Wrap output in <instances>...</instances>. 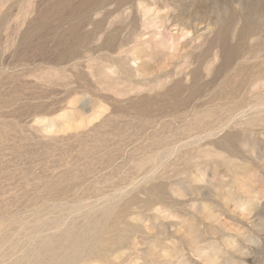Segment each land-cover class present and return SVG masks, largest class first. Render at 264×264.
Returning a JSON list of instances; mask_svg holds the SVG:
<instances>
[{
	"label": "rangeland",
	"instance_id": "obj_1",
	"mask_svg": "<svg viewBox=\"0 0 264 264\" xmlns=\"http://www.w3.org/2000/svg\"><path fill=\"white\" fill-rule=\"evenodd\" d=\"M0 264H264V0H0Z\"/></svg>",
	"mask_w": 264,
	"mask_h": 264
},
{
	"label": "clouds",
	"instance_id": "obj_2",
	"mask_svg": "<svg viewBox=\"0 0 264 264\" xmlns=\"http://www.w3.org/2000/svg\"><path fill=\"white\" fill-rule=\"evenodd\" d=\"M206 179H207V177H206V175H204L202 178H201V180H200V184H203V183H205V181H206ZM241 204H243V205H245L246 206V204H247V202H240ZM195 210V209H194ZM258 243V241H250L249 242V244H251V245H256ZM243 252L247 255V250L246 249H243Z\"/></svg>",
	"mask_w": 264,
	"mask_h": 264
}]
</instances>
